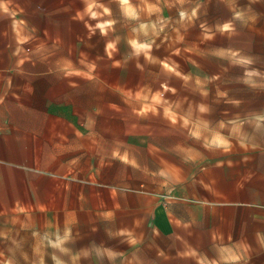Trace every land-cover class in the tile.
I'll return each mask as SVG.
<instances>
[{
    "label": "crops",
    "instance_id": "0c3cea01",
    "mask_svg": "<svg viewBox=\"0 0 264 264\" xmlns=\"http://www.w3.org/2000/svg\"><path fill=\"white\" fill-rule=\"evenodd\" d=\"M30 4L0 0V216L28 211L88 262L264 264V103L249 115L212 104L204 151L170 170L159 136L135 145L132 127L71 113L70 89H32L39 56L23 40L52 23Z\"/></svg>",
    "mask_w": 264,
    "mask_h": 264
},
{
    "label": "rangeland",
    "instance_id": "374dc122",
    "mask_svg": "<svg viewBox=\"0 0 264 264\" xmlns=\"http://www.w3.org/2000/svg\"><path fill=\"white\" fill-rule=\"evenodd\" d=\"M29 1L22 8L49 14L39 21L53 26L23 40V56L49 58L31 63L32 89H70L71 113L132 127L135 145L159 136L170 170L204 151L212 104L215 113L249 115L264 103V0ZM38 224L23 209L0 216V264H110L85 261L73 239ZM121 258L116 264H152L141 252Z\"/></svg>",
    "mask_w": 264,
    "mask_h": 264
},
{
    "label": "clouds",
    "instance_id": "9594fccd",
    "mask_svg": "<svg viewBox=\"0 0 264 264\" xmlns=\"http://www.w3.org/2000/svg\"><path fill=\"white\" fill-rule=\"evenodd\" d=\"M125 2H126V0H125Z\"/></svg>",
    "mask_w": 264,
    "mask_h": 264
}]
</instances>
